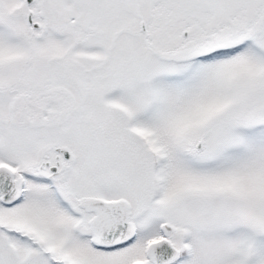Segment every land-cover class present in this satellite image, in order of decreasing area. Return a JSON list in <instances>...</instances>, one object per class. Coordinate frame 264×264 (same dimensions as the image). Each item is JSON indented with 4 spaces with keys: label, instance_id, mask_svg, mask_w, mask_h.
Segmentation results:
<instances>
[{
    "label": "snow or ice",
    "instance_id": "1",
    "mask_svg": "<svg viewBox=\"0 0 264 264\" xmlns=\"http://www.w3.org/2000/svg\"><path fill=\"white\" fill-rule=\"evenodd\" d=\"M0 264H264V0H0Z\"/></svg>",
    "mask_w": 264,
    "mask_h": 264
}]
</instances>
